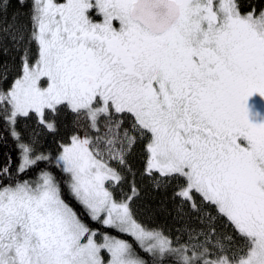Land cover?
<instances>
[{"label":"snow or ice","instance_id":"6c2138e0","mask_svg":"<svg viewBox=\"0 0 264 264\" xmlns=\"http://www.w3.org/2000/svg\"><path fill=\"white\" fill-rule=\"evenodd\" d=\"M16 4H0V131L18 149L0 162V264H264L248 103L264 98V0ZM149 188L178 227L139 217Z\"/></svg>","mask_w":264,"mask_h":264},{"label":"trees","instance_id":"16d2710c","mask_svg":"<svg viewBox=\"0 0 264 264\" xmlns=\"http://www.w3.org/2000/svg\"><path fill=\"white\" fill-rule=\"evenodd\" d=\"M3 2L4 0H0V4ZM256 2L259 3L260 0H256ZM16 11H19L16 0H11L9 14ZM24 18L26 19V17ZM16 55V53H10V57H15ZM20 130L26 138L29 137L31 134L30 123L22 122ZM0 136L5 137L4 140H0V162H2L5 155H12L15 157L18 153V149L16 147V142L10 135L0 131ZM59 142V138H53L51 135L43 136L40 140V147L47 153L54 151ZM129 159L135 169L142 167V154L139 146L133 151ZM136 207L139 217L150 225L163 226L165 229H175L178 227L174 220L175 213L173 211V205L163 192H154L150 188L146 189L142 194L141 199L136 201ZM113 234L116 233L113 232ZM173 234L175 235V232H173ZM123 238L128 237L125 236ZM137 251H140V249H137ZM141 255H144L146 259H149L147 254L141 252Z\"/></svg>","mask_w":264,"mask_h":264},{"label":"flooded vegetation","instance_id":"af4514ba","mask_svg":"<svg viewBox=\"0 0 264 264\" xmlns=\"http://www.w3.org/2000/svg\"><path fill=\"white\" fill-rule=\"evenodd\" d=\"M251 111L250 119L253 122H261L264 120V98H261L259 94H254L248 101Z\"/></svg>","mask_w":264,"mask_h":264}]
</instances>
